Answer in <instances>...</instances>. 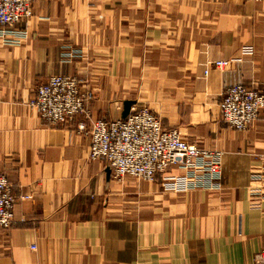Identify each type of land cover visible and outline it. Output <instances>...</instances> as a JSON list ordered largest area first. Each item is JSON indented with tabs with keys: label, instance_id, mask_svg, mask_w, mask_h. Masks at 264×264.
<instances>
[{
	"label": "crops",
	"instance_id": "crops-1",
	"mask_svg": "<svg viewBox=\"0 0 264 264\" xmlns=\"http://www.w3.org/2000/svg\"><path fill=\"white\" fill-rule=\"evenodd\" d=\"M13 33L0 37V175L16 199L0 264H255L264 195L249 191L264 177V109L234 131L219 103L237 85L264 95V1L36 0ZM247 45L251 57L214 65ZM61 75L92 91V119L146 108L164 130L221 153L220 188L188 191L176 167L113 180L88 158L82 116L47 127L28 106Z\"/></svg>",
	"mask_w": 264,
	"mask_h": 264
},
{
	"label": "built area",
	"instance_id": "built-area-1",
	"mask_svg": "<svg viewBox=\"0 0 264 264\" xmlns=\"http://www.w3.org/2000/svg\"><path fill=\"white\" fill-rule=\"evenodd\" d=\"M34 1L0 0V37L14 34L15 27L31 16ZM253 54V47L243 46L237 58L217 61L214 65L224 69ZM92 99L89 91L80 88L77 78L53 76L38 86L31 103L40 118L51 125L68 126L78 116H83L85 123H79L77 133L89 137L88 158L105 161L115 181L131 177L150 182L156 174L176 167L188 191L220 188L221 153L184 141L176 130H164L160 120L146 108L132 111L124 119H92L87 110ZM263 109L264 95L255 87L232 86L221 94L219 118L229 129L245 131ZM252 181L261 185L251 188L250 195H264V177L252 176ZM15 202L12 184L5 175H0V231L12 226ZM254 263L264 264V249L254 256Z\"/></svg>",
	"mask_w": 264,
	"mask_h": 264
},
{
	"label": "rangeland",
	"instance_id": "rangeland-1",
	"mask_svg": "<svg viewBox=\"0 0 264 264\" xmlns=\"http://www.w3.org/2000/svg\"><path fill=\"white\" fill-rule=\"evenodd\" d=\"M36 1V0H35ZM35 1H34V3H35ZM34 5V4H33ZM31 16H32V10H31ZM31 16L27 19V20H25V22H22V23H19L16 27H15V29H17L20 25H22V24H24V23H26L30 18H31ZM81 55L80 54H78V53H68V54H64L63 55V58L66 60V61H70V59H77V58H79ZM61 76H64V75H61ZM53 77V76H52ZM72 77H75V78H77L79 81H80V79L78 78V77H76V76H72ZM80 88L82 89V90H87V91H89L91 94H92V96H93V93H92V91L91 90H89V89H85V88H83V86L81 85V81H80ZM34 95H35V93H34ZM34 95L32 96V98L28 101V106H29V108L32 110V111H34L35 113H36V115H37V117H38V119L40 120V122L42 123V124H44V125H46L47 127H58V125H51V124H48V123H46V122H44L41 118H40V116H39V114H37V111L32 107V100L34 99ZM93 99H94V97H93ZM93 99H92V101H93ZM91 101V102H92ZM91 104V103H90ZM134 108V107H133ZM131 109V112L130 113H132V111H135V112H138V111H140V110H142V109H145V108H142V107H136V109L134 108V109ZM87 110H88V112L90 113V111H89V106L87 107ZM129 113V114H130ZM128 114V115H129ZM79 117V116H78ZM83 117V116H82ZM84 118V117H83ZM97 120H99V119H97ZM103 121H106V120H103ZM108 121V120H107ZM8 179V178H7ZM9 180V179H8Z\"/></svg>",
	"mask_w": 264,
	"mask_h": 264
},
{
	"label": "water",
	"instance_id": "water-1",
	"mask_svg": "<svg viewBox=\"0 0 264 264\" xmlns=\"http://www.w3.org/2000/svg\"><path fill=\"white\" fill-rule=\"evenodd\" d=\"M128 114L124 115L122 119L126 118Z\"/></svg>",
	"mask_w": 264,
	"mask_h": 264
}]
</instances>
